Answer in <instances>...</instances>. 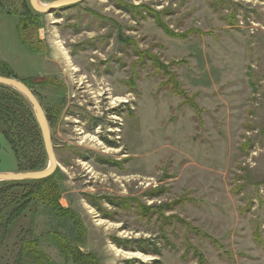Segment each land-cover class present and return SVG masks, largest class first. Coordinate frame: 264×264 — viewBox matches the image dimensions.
I'll return each mask as SVG.
<instances>
[{"label":"rangeland","instance_id":"obj_1","mask_svg":"<svg viewBox=\"0 0 264 264\" xmlns=\"http://www.w3.org/2000/svg\"><path fill=\"white\" fill-rule=\"evenodd\" d=\"M23 5L33 10L0 0V61L33 83L63 178L58 205L82 230L38 207L3 238L0 217V264H14L27 229L53 226L79 234L96 264H264V0H84L40 13V52L15 31ZM4 92L2 115L34 137L24 144L1 122L0 171L47 166L35 118ZM0 199L10 214V194Z\"/></svg>","mask_w":264,"mask_h":264},{"label":"trees","instance_id":"obj_2","mask_svg":"<svg viewBox=\"0 0 264 264\" xmlns=\"http://www.w3.org/2000/svg\"><path fill=\"white\" fill-rule=\"evenodd\" d=\"M23 7L24 11L20 13V19L15 31L18 33V38L24 47L30 51L35 50L40 52L42 46L40 40L37 38V29L39 27V18L41 14L31 10L30 8H27V6L23 5ZM9 13L12 14L11 12ZM0 70V75L2 76H13L11 73H9L8 66L3 61H0ZM45 80H47L46 83L53 87H56L59 84L58 81L51 77L45 78ZM21 81L24 82L30 89L33 88V83L30 81V79H23ZM0 89L5 91L6 93H4L6 95L11 97L13 96L16 99L19 107L23 108L21 104L24 105L25 109H23V112L26 114V116H32V118H34L33 115H31L33 113L30 110L29 105L22 96H20L15 91L1 85ZM3 107L4 106L0 105V109H3ZM5 109H7L6 106ZM24 120L26 121V118ZM1 122L14 123L15 129L12 130V135L14 137H18V141L21 140L24 144L30 140L29 138L34 137V135L29 130L24 131V128L22 129V126L24 127L23 121L20 118H17L14 112H9V109L6 110L5 115H2L0 111V123ZM11 144L13 145L14 142ZM45 166L46 164L41 163L35 166L32 165L31 167L20 171L41 170L44 169ZM62 180V174L55 170L50 176L41 180L0 182V198L7 193L10 194L12 199L10 204V214L8 212V214H2L3 208H0V217L2 220L5 219L6 221V225L3 227V238H5V229H8L9 221L13 222L17 218H20L25 210L28 209L32 224L34 218L38 214V207L50 209L52 210L51 212L53 215H56L57 219L70 222L71 227L68 231L73 232L75 226L82 230V225L78 219H76L75 212L68 208H62L58 205V199L62 192ZM25 185L27 186V189H23L22 186ZM17 187L22 188L21 190H15ZM0 202L4 205L3 199H0ZM78 235L79 234H76L75 238H69L68 233H62L54 226L51 229L40 233L39 235H35L32 229H27L24 236L20 239L19 251L16 259H14V264H55L53 259L42 251L39 243L42 239L49 240L52 244L54 243L58 252L61 254V256L63 255L64 261L70 264H96V259L93 255L90 253L84 254L79 251L78 245L81 243V237H78ZM113 241L122 248H127L128 246L126 242H130L129 240L123 239H114ZM140 249L143 252L147 251L146 248L143 247H140ZM151 251L154 254L159 253V250L156 247H152Z\"/></svg>","mask_w":264,"mask_h":264},{"label":"water","instance_id":"obj_3","mask_svg":"<svg viewBox=\"0 0 264 264\" xmlns=\"http://www.w3.org/2000/svg\"><path fill=\"white\" fill-rule=\"evenodd\" d=\"M84 0H52L47 4H42L40 0H29L30 7L37 13H52L57 9L68 7ZM0 85L7 87L20 96L29 105L33 116L40 130L43 147L47 156V166L41 170L35 171H0V182L41 180L50 176L56 170V163L51 144L50 130L44 110L35 97L32 90L21 80L14 77L0 75Z\"/></svg>","mask_w":264,"mask_h":264},{"label":"bare ground","instance_id":"obj_4","mask_svg":"<svg viewBox=\"0 0 264 264\" xmlns=\"http://www.w3.org/2000/svg\"><path fill=\"white\" fill-rule=\"evenodd\" d=\"M55 43H56L57 47H59L60 53L65 57L66 61L68 62V60H67L68 59L67 53L62 48V46L60 44V41L56 40ZM117 100L118 101H126L125 99H122L120 97ZM114 119H117V117H114ZM120 253L124 254L125 256H129V257H132V256L141 257V254H139L138 252H120ZM142 258H145V257H142Z\"/></svg>","mask_w":264,"mask_h":264},{"label":"flooded vegetation","instance_id":"obj_5","mask_svg":"<svg viewBox=\"0 0 264 264\" xmlns=\"http://www.w3.org/2000/svg\"><path fill=\"white\" fill-rule=\"evenodd\" d=\"M45 80V78H41L40 82H43ZM76 122V121H75ZM85 128V126H84ZM86 129H88V127L86 126ZM110 131V130H109Z\"/></svg>","mask_w":264,"mask_h":264}]
</instances>
